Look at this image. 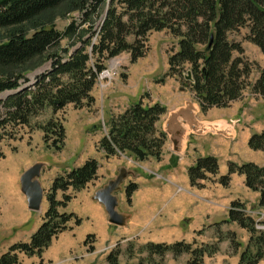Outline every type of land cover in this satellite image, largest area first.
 <instances>
[{"label": "trees", "instance_id": "trees-1", "mask_svg": "<svg viewBox=\"0 0 264 264\" xmlns=\"http://www.w3.org/2000/svg\"><path fill=\"white\" fill-rule=\"evenodd\" d=\"M55 11L79 15L62 30L39 25L29 34L19 31L24 24L54 17ZM241 27L248 28L246 39L264 54V0H0V95L7 94L0 97V143L15 137L14 128L25 126L42 132L47 149L62 150L66 134L57 112L72 104L75 108L91 106V92L104 61L124 52L132 62L144 57L146 37L152 31L167 30L178 39L176 51L168 52L167 75L178 76L191 89L202 112L229 106L248 86L264 98V69H259L258 78L250 84L251 64L244 59L240 42L228 37ZM130 35L133 39L128 41ZM235 52L238 56L234 58ZM188 72L192 79L184 80ZM29 74H35L33 81ZM47 107L51 109L50 118L32 124ZM165 111L158 102L132 103L112 116L108 133L96 148L107 157L126 152L141 161L149 156L159 159L166 133L159 131L156 123ZM247 143L250 149L264 152V131L252 134ZM3 155L0 150V157ZM98 166L91 157L81 166L55 176L46 193L48 206L40 226L28 242H16L2 252L0 264H18L19 254L40 256L51 239L68 228L69 221L79 224L80 217L59 209L96 179ZM232 173L245 176L246 187L259 192L257 203L264 208V167L230 161L226 174L218 176V160L210 155L196 158L187 169L190 185L199 188L210 176H218V182L226 187ZM136 188V183L126 186L128 201ZM69 189L71 194L66 193ZM59 191L63 194L60 200ZM230 204L224 223L234 221L250 234L237 264H258L264 258V231L256 229L257 222L247 214L243 203ZM217 235L213 244L198 246L183 240L136 245L146 255L135 264H163L168 252L174 258L188 253L186 264H199L205 255L218 251L223 239H229L230 250L237 252L240 244L236 234L217 231ZM91 238L92 234L87 235L85 243ZM136 246L128 243L124 249L129 258L134 257ZM121 254L117 244L107 253V264H119Z\"/></svg>", "mask_w": 264, "mask_h": 264}, {"label": "crops", "instance_id": "crops-1", "mask_svg": "<svg viewBox=\"0 0 264 264\" xmlns=\"http://www.w3.org/2000/svg\"><path fill=\"white\" fill-rule=\"evenodd\" d=\"M252 58L264 67V54L260 50ZM142 79L132 75L126 91L121 90L124 95L119 93L117 96L110 88L105 90L101 94L103 108L112 117L111 113L121 112L139 101L144 90L150 92L152 100L143 103L158 102L166 108L156 123V128L166 133L159 159L149 156L140 161L126 152L105 156L96 148L100 135L90 133V141H81L84 125L80 116L73 117L70 133L79 138V148L86 151L71 165L53 162L46 154L41 155L28 136L20 140L21 148L18 141H9L0 147L4 153L0 157V232L8 241L3 244L0 255L16 242H28L40 226L48 206L46 193L53 178L93 157L99 163L96 179L75 192L74 197L59 209L76 214L81 222L75 225L69 221L68 228L54 236L40 256L19 254L18 264H107L108 249L114 244H118L121 251L128 243L167 244L183 240L198 246L216 242L217 231L236 234L239 250H230L229 239H223L218 243V251L212 256L205 255L199 264H237L250 234L234 221L224 223L230 203H243L246 211L255 214L264 215V208L257 203L259 192L246 187L243 174L232 173L226 187L217 179L226 174L230 161L237 164L253 162L264 167V152L250 149L247 143L252 134L264 131V116L257 109L259 106L263 110L260 104L264 103V98L245 92L229 106L211 107L203 113L199 102L188 95L189 89L179 85L175 78H166L156 87L145 77ZM95 92L96 87L92 94L96 97ZM128 97L136 99L135 102L127 101ZM121 99H126V105L122 106ZM69 121L64 122L67 135ZM210 155L218 160V176L202 181L200 188L191 186L187 169L195 164L196 158ZM129 183L137 184L130 201L125 192ZM37 190L42 199L39 207L32 209L29 197ZM99 190H107L115 197L114 208L120 224L110 222L106 208L97 199ZM66 193L71 194L72 190ZM62 195L59 191L57 199L60 200ZM252 218L256 219V216ZM91 234L88 243L92 249L89 250L85 238ZM189 257L188 253H183L174 258L168 252L163 264H186Z\"/></svg>", "mask_w": 264, "mask_h": 264}, {"label": "rangeland", "instance_id": "rangeland-1", "mask_svg": "<svg viewBox=\"0 0 264 264\" xmlns=\"http://www.w3.org/2000/svg\"><path fill=\"white\" fill-rule=\"evenodd\" d=\"M78 15L79 14L77 12H69V14L61 15V14H58L57 11H55L54 15H53L54 17H52L50 19H42V20L38 21L37 23L24 24L23 26H21L19 28V31L22 30V31H25L27 34H29L30 32L33 31L34 28H36L39 25H54L58 29L62 30L63 28H65L64 26H66L72 19L78 17ZM247 33H248V28L247 27H241L236 32H232V33L228 34V37L230 40H233L235 42H240L241 47H242L243 52H244L243 57H244V59H246L251 64V67H252L251 74L248 76L247 80L250 82V84H253L254 81L259 76V69H264V67H262L256 60H254V58H252V57L256 56V53L260 49L257 51L258 47L255 44L250 43L246 39L245 35ZM132 39H133V37L131 35L129 38H127L128 41H130ZM146 40H147L145 43V50L146 51L144 54L145 56L142 57L141 60L137 59L136 61L132 62V61H130L129 54L125 53V52L121 53L115 57V58H117L116 60L118 61V65L115 67V70H114L116 72V74L113 76L112 81L110 82V84L107 87L101 88L99 85L94 86V87H96V92H95L96 97L93 96L94 97V103L91 106H87V107H83V108H75L72 104V105L66 106L63 110L57 112L56 117L63 120V123L66 122L67 119H70L69 123L67 124L68 135L66 134V131H65L66 140H65V143H64L62 150H60L58 152H54L51 149H47L44 142H43L42 132L40 130H37V129L29 130V128L25 127V126H18L16 128H14L15 137L12 140L7 139V141L3 142L2 144L0 143V147L5 145L6 142L18 141L20 148H21V143H20L21 141L20 140L23 137L28 136L33 147L35 149L37 148L36 149L37 152H40L41 155L46 154L48 156L49 160H51L53 162H55V161L56 162H66L64 164L71 165L70 163H72L75 159L79 158L82 155V153L84 152V150L86 151V149H84V148L82 149V147H81V149L79 148V142H78L79 138L76 137L75 134H73V136H71L72 134L70 133V126L73 125L74 118H78V116H80V118H81L80 120H82L81 123L84 125V128L81 132L82 133L81 141L83 143L90 141V136H89L90 133L94 134V132H95L96 134L100 135L99 139L102 138L101 137L102 134L108 133L107 131H108V128L110 125V120L112 117H110L108 115V113L105 112L106 109L103 108V102H102L101 94H103V92L105 90L110 88V90H111L110 92L115 93V95H117V96L119 95V93L123 94L122 91H126V86L128 87L129 82L130 81L132 82V80H131L132 75H135L140 79L145 77L147 82H150L151 85L155 86V87L159 84L161 85L162 83H164L166 78H175L176 81L179 82V85L186 87L182 83V80L178 76L167 75V73H168V56H169L168 52L171 50L176 51V49L178 48V46H177L178 39L174 38L172 36V34L169 33L167 30H161V32H155V31L150 32L149 34H147ZM62 43L64 45L67 44L65 42V40L62 41ZM237 56H238V53L235 52L233 57L235 58ZM109 61H110V59L104 61L105 65H108ZM133 68H135L136 70L134 71ZM185 68H189V65H186ZM186 75L187 74L185 73V76ZM34 76H35V74H29V78L31 81L34 80ZM183 79L187 80L185 77ZM186 88L189 89L188 95L191 98L194 97V94L191 91V89L189 87H186ZM122 89H124V90H122ZM93 91H94V89L92 90L91 94H93ZM245 92L258 96V94L254 93V92L252 93L251 86H248L242 90L241 95L238 97V99H240V97L243 96V94ZM6 95L7 94L4 93V94L0 95V97H4ZM127 95L130 96V93ZM127 95H125V96L127 97ZM98 97H99V99H98ZM238 99L235 101H238ZM255 99H258V97H255ZM125 100L126 99L120 100V102H122V106L126 105ZM134 100H136V99H134ZM134 100H131L130 97H128L127 101L132 103V102H135ZM140 100L142 102L144 101V103H146L148 100H152L151 96H150V92L148 93L147 90H144ZM260 106H261V108H263V110L260 109L258 106V108H257L258 112L260 114L263 113V116H264V103L260 104ZM119 108H122V107H120V104H119ZM125 109H123L121 112H123ZM121 112H119V110H118V113L116 112V113H111V114L114 117V116H117ZM51 115H52L51 109L49 107H47L42 112V114L33 118L31 123L37 124V123L45 122L48 120V118H50ZM93 139L94 138H92V140ZM130 157L135 158L132 155H130ZM136 160H138V159H136ZM255 215L259 216V213H258V215L257 214H255ZM262 216L264 217V215H262ZM263 217H262V219H264ZM263 225H264V223H263ZM6 238L7 237L4 236L0 232V250L3 246V244L8 242ZM126 246H127V244L122 248L123 251L121 254L122 257L120 256L121 259L119 257V261H122V264H127V263H134L135 264V263H137V260L140 257L146 255L145 253L139 252V250L137 249L138 246L135 245L136 247L134 248V251H133L135 253L134 257L129 258L127 256V254L124 252V249L126 248ZM114 248H112V249H114ZM237 250H239V249H237ZM242 251L243 250L241 249V252ZM260 264H264V258Z\"/></svg>", "mask_w": 264, "mask_h": 264}, {"label": "water", "instance_id": "water-1", "mask_svg": "<svg viewBox=\"0 0 264 264\" xmlns=\"http://www.w3.org/2000/svg\"><path fill=\"white\" fill-rule=\"evenodd\" d=\"M185 78L187 80H191L192 79L191 73L188 72L187 75L185 76ZM37 169H36V171H37ZM35 174H37V172H35ZM23 183L25 184V182H23ZM30 195H31L29 197L30 207L32 209H37L39 207L40 201L42 199L41 192L39 190H37L35 193H32ZM97 199L106 208L108 215H109V218H110V222L114 223V224H120L118 213H117L116 209L114 208L116 205L115 197L113 195H111V193H109V191H107V190H105V191L99 190L97 192Z\"/></svg>", "mask_w": 264, "mask_h": 264}, {"label": "built area", "instance_id": "built-area-1", "mask_svg": "<svg viewBox=\"0 0 264 264\" xmlns=\"http://www.w3.org/2000/svg\"><path fill=\"white\" fill-rule=\"evenodd\" d=\"M116 74L113 67H107L101 70V73L98 75V85L106 87L110 84L113 79V76ZM256 229L264 230V225L260 222L256 224Z\"/></svg>", "mask_w": 264, "mask_h": 264}]
</instances>
